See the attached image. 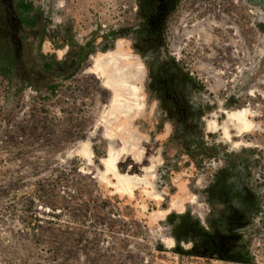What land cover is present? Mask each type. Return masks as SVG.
<instances>
[{
	"label": "rangeland",
	"instance_id": "374dc122",
	"mask_svg": "<svg viewBox=\"0 0 264 264\" xmlns=\"http://www.w3.org/2000/svg\"><path fill=\"white\" fill-rule=\"evenodd\" d=\"M16 1L0 0V264H264V0H24L33 28ZM96 58L132 76L133 118H105ZM242 108L235 147L221 124ZM121 140L119 172L149 196L99 179Z\"/></svg>",
	"mask_w": 264,
	"mask_h": 264
},
{
	"label": "bare ground",
	"instance_id": "6f19581e",
	"mask_svg": "<svg viewBox=\"0 0 264 264\" xmlns=\"http://www.w3.org/2000/svg\"><path fill=\"white\" fill-rule=\"evenodd\" d=\"M94 61H95V66H96L95 71H99L102 74L106 73L104 75V82L106 83L107 86L110 87V89L113 92L112 100H113L114 106L105 115V118L110 117L111 119L112 116L114 117L115 113H118L125 118H129V119L133 118V116L135 115L133 111L134 110L140 111L142 107L139 105L140 97L137 92V89L135 88L136 85L133 86V84L129 80L130 77L132 76H130L129 73L125 74L123 71L122 73L120 70L114 67V65L116 64L115 58H112L109 60L106 59V61L105 60L101 61V59L97 60L96 58ZM121 99L123 100L122 102H121ZM249 114L252 115L253 113L249 109H246V108H242L240 110H234L230 113H227L226 120L221 124V128L223 130L222 138L228 143H230L231 146L234 145L235 147H239L243 144V140L240 139L238 141H233L231 139L230 133H229V124L232 123V125L237 130V133L239 135L245 132L248 133L253 128V123L248 117ZM106 121L107 120H105V122ZM214 124L216 125L214 121H209V120L207 121V125L210 127H212ZM121 141H122V144H121L120 149L116 150L112 146H109L106 156L99 159L100 164L103 167V170L99 174L100 178L99 177L98 178L102 180L103 182H105L108 186H111L114 192L121 196L126 195V196H129L130 198H133L135 189L139 188L141 185L144 186L143 188L141 187L143 189L142 192L146 194L145 192L147 191L146 183H148L147 182L148 179H145L146 180L145 182L143 178L146 176L141 177L138 174L130 175L129 172H124V173L119 172V168H118L119 163H121V161L126 157V155L130 153L129 152L131 151L130 149H133L130 147L131 146L130 143H127V141L125 140H121ZM77 153L84 156L87 159V162H89L88 164L92 163L93 153L91 151V148L88 142L83 141L80 151H77ZM150 168L151 167H149L148 170ZM141 169L143 172L145 170V173L143 175H147V171H148L146 170L147 168L142 167ZM109 176L112 178L110 179ZM149 176L155 178L154 177L155 174L154 176L153 175H149ZM151 183L149 182L148 184L150 185ZM152 186L154 185L152 184ZM152 186L150 185L149 187H152ZM152 189L150 190L152 191ZM151 191H149V193H151ZM152 193H154V190L152 191ZM152 193H151V196H153V198L154 197L158 198L157 197L158 194L156 192L155 193L157 194V196L154 195L155 193L154 194ZM147 196H149L148 191H147ZM163 212L164 213L161 214L162 215L161 218H163L168 211H166V213L165 211Z\"/></svg>",
	"mask_w": 264,
	"mask_h": 264
},
{
	"label": "trees",
	"instance_id": "16d2710c",
	"mask_svg": "<svg viewBox=\"0 0 264 264\" xmlns=\"http://www.w3.org/2000/svg\"><path fill=\"white\" fill-rule=\"evenodd\" d=\"M13 8L15 11V15L17 19L20 21V23L25 26L26 28H33L35 24L37 23V20L35 16L32 14L31 7L28 3H26L24 0H17L13 4ZM0 64H3V69L6 70V72H10V70L13 68L15 61L12 60L11 55L7 54L5 57H3V61L0 62ZM170 103L169 101L166 102V104ZM209 212V211H208ZM221 222L218 219L215 222V226H220ZM201 229V227H199Z\"/></svg>",
	"mask_w": 264,
	"mask_h": 264
}]
</instances>
